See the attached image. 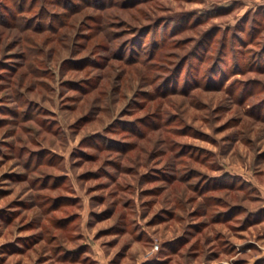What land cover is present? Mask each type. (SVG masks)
Wrapping results in <instances>:
<instances>
[{
	"label": "clouds",
	"instance_id": "obj_1",
	"mask_svg": "<svg viewBox=\"0 0 264 264\" xmlns=\"http://www.w3.org/2000/svg\"><path fill=\"white\" fill-rule=\"evenodd\" d=\"M0 264H264V0H0Z\"/></svg>",
	"mask_w": 264,
	"mask_h": 264
},
{
	"label": "rangeland",
	"instance_id": "obj_2",
	"mask_svg": "<svg viewBox=\"0 0 264 264\" xmlns=\"http://www.w3.org/2000/svg\"><path fill=\"white\" fill-rule=\"evenodd\" d=\"M65 199H67V198H65Z\"/></svg>",
	"mask_w": 264,
	"mask_h": 264
}]
</instances>
